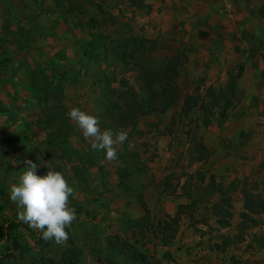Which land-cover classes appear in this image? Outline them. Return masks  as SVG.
Here are the masks:
<instances>
[{"label": "rangeland", "instance_id": "obj_1", "mask_svg": "<svg viewBox=\"0 0 264 264\" xmlns=\"http://www.w3.org/2000/svg\"><path fill=\"white\" fill-rule=\"evenodd\" d=\"M146 7L139 0H0V256L11 241L2 228L16 224L12 234L22 250L12 264H264V214L255 216L257 225L241 227L245 196L264 197V46L240 45L244 39L238 38L233 52L224 46L234 42L229 30L213 39L184 23L152 32ZM179 53L185 60L177 105L141 117L135 132L124 130L116 161L91 150V139L69 119V110L97 116L96 100L106 89L97 81L105 76L111 87L133 86L146 95L138 68H162ZM239 64L243 97L224 120L215 114L205 125L201 111L185 112V96L223 87ZM193 137L210 149L208 161L191 160ZM26 160L38 165V175L62 173L74 189L68 203L76 219L66 229V243L41 239L39 230L17 218L22 209L8 198L9 190ZM199 171L226 186L236 183L231 225L221 228L210 205L199 201L192 217L182 216L174 240L163 245L155 228L190 202L182 185ZM193 181L200 183L197 176ZM140 193L154 223L143 236L130 222L145 213ZM121 241L131 249L120 250Z\"/></svg>", "mask_w": 264, "mask_h": 264}, {"label": "trees", "instance_id": "obj_2", "mask_svg": "<svg viewBox=\"0 0 264 264\" xmlns=\"http://www.w3.org/2000/svg\"><path fill=\"white\" fill-rule=\"evenodd\" d=\"M92 1V0H85ZM142 3V0H139ZM183 53L172 56L167 63L159 69H152L147 66H140L138 73L140 80L146 88V95H143L133 86H124V90L111 87V80L108 77H100L98 84H102L105 93H99L96 103L100 108L97 114L99 118L100 129L111 130L113 134L129 129L131 132L136 131L138 121L141 117L150 114H165L171 107L177 105L180 97L177 78L184 64ZM244 72V65L239 64L237 73L230 72L228 80L223 87H208L206 91L197 89L195 94L187 95L184 98L183 108L185 112H192L195 109L201 111L204 115L205 125L210 124L209 116L218 114L219 122L227 117V113L234 109L242 99V91L239 89L238 80ZM191 160L197 163L208 161L211 156L210 149L205 145L202 138L193 137L190 147ZM198 177L200 183L193 180ZM199 171L196 175H188V179L182 185V195L190 202L178 205L177 211L168 220L159 221L156 230L162 234L161 243L168 245L176 237L177 230L183 215L192 217L198 206V202H206L210 205L212 214L216 217V223L221 228L231 225L232 217V195L237 191V185L233 181L229 185L217 181L215 174L209 177ZM125 180L126 176L123 175ZM126 185V182H123ZM171 184L164 181V189L169 190ZM128 187V186H126ZM174 192V191H172ZM246 197V210L241 213V227L243 230L251 224H258L255 218L264 214V197ZM138 201L144 210V215L135 220H130L131 224L137 227L136 233L144 235L149 226H153L149 216V209L143 195L137 196ZM16 224H10L9 227L2 228V231L10 236V245L6 252L0 256V264H12L15 258V251L22 250V244L17 236H13L12 230ZM120 250L131 249L126 241L118 244Z\"/></svg>", "mask_w": 264, "mask_h": 264}, {"label": "clouds", "instance_id": "obj_3", "mask_svg": "<svg viewBox=\"0 0 264 264\" xmlns=\"http://www.w3.org/2000/svg\"><path fill=\"white\" fill-rule=\"evenodd\" d=\"M81 130L82 136L91 139L90 148L103 150L107 161L118 159L117 145L127 139L126 131L113 134L111 130H101L99 118L77 107L67 113ZM27 165L19 177V183L9 190V199L18 208V220L30 228L39 230L41 239L56 244L66 243L69 234L66 231L76 219L75 209L69 206V197L74 189L67 183L63 174L48 170L44 175L37 174L36 163L26 160Z\"/></svg>", "mask_w": 264, "mask_h": 264}, {"label": "crops", "instance_id": "obj_4", "mask_svg": "<svg viewBox=\"0 0 264 264\" xmlns=\"http://www.w3.org/2000/svg\"><path fill=\"white\" fill-rule=\"evenodd\" d=\"M148 6L149 16L145 22L152 21V32L184 29L217 39L219 32L228 31L234 42L224 46L238 51L236 39L241 44H250L258 49L264 46V0H142ZM156 27V30H155ZM148 28V26H146ZM201 42V41H200ZM231 54V51L229 55ZM21 119L27 116L18 113ZM28 119V118H27ZM23 121V120H22Z\"/></svg>", "mask_w": 264, "mask_h": 264}]
</instances>
